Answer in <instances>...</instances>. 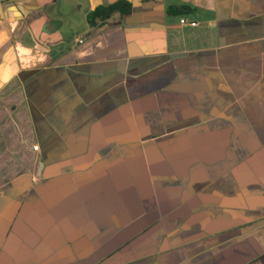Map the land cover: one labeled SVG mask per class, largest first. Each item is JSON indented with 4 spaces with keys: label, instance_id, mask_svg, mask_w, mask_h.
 <instances>
[{
    "label": "crops",
    "instance_id": "0c3cea01",
    "mask_svg": "<svg viewBox=\"0 0 264 264\" xmlns=\"http://www.w3.org/2000/svg\"><path fill=\"white\" fill-rule=\"evenodd\" d=\"M0 264H264V0H0Z\"/></svg>",
    "mask_w": 264,
    "mask_h": 264
},
{
    "label": "trees",
    "instance_id": "16d2710c",
    "mask_svg": "<svg viewBox=\"0 0 264 264\" xmlns=\"http://www.w3.org/2000/svg\"><path fill=\"white\" fill-rule=\"evenodd\" d=\"M131 5L127 1H120L110 6H100L88 15L89 24L93 27L103 26L113 15L120 13L127 15L130 13ZM191 11V7L182 6L181 8L174 7V13H187Z\"/></svg>",
    "mask_w": 264,
    "mask_h": 264
},
{
    "label": "built area",
    "instance_id": "2783aa9c",
    "mask_svg": "<svg viewBox=\"0 0 264 264\" xmlns=\"http://www.w3.org/2000/svg\"><path fill=\"white\" fill-rule=\"evenodd\" d=\"M181 24L184 25V26H191V27H195V26H197V23H195V22H190V21H188V20L185 19V18H182V19H181ZM76 42H78V43H83L84 40H83V38H80V39H76ZM38 149H39V147H38V146H35V150H38Z\"/></svg>",
    "mask_w": 264,
    "mask_h": 264
}]
</instances>
